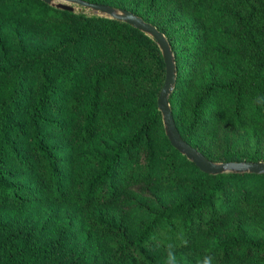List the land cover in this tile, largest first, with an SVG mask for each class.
<instances>
[{
  "label": "trees",
  "instance_id": "trees-1",
  "mask_svg": "<svg viewBox=\"0 0 264 264\" xmlns=\"http://www.w3.org/2000/svg\"><path fill=\"white\" fill-rule=\"evenodd\" d=\"M85 1L165 35L186 142L264 160V0ZM77 6L0 0V264H264V173H205L174 148L155 40Z\"/></svg>",
  "mask_w": 264,
  "mask_h": 264
},
{
  "label": "water",
  "instance_id": "water-1",
  "mask_svg": "<svg viewBox=\"0 0 264 264\" xmlns=\"http://www.w3.org/2000/svg\"><path fill=\"white\" fill-rule=\"evenodd\" d=\"M46 3H52L55 0H43ZM57 6L66 9H72V4L85 6L103 14H107L115 19H120L135 28L149 34L159 46L165 64V76L163 84L157 97V107L161 112L162 121L166 136L171 145L182 152L187 159L192 161L201 171L209 174L221 172H253L256 174L264 173V161H227L215 162L208 159L202 152L197 150L186 142L181 136L175 125L169 103V95L172 93L176 84V66L174 55L170 49L165 35L157 29L155 25L144 21L140 16L129 10H115L112 6L89 2L85 0H60Z\"/></svg>",
  "mask_w": 264,
  "mask_h": 264
},
{
  "label": "rangeland",
  "instance_id": "rangeland-1",
  "mask_svg": "<svg viewBox=\"0 0 264 264\" xmlns=\"http://www.w3.org/2000/svg\"><path fill=\"white\" fill-rule=\"evenodd\" d=\"M58 2H62V1H60V0H55L54 1V3H58ZM72 5H74L75 8H79L76 4H72ZM86 12L87 13H90V14H95V15H103V13L98 12L96 10H93L91 8H87L86 9ZM243 140H245L244 137H243ZM205 146H207V145H205ZM225 147H226V143L223 140V133H222V135H219V137H216L215 140L209 144V148H210L209 150H210V152H211V154L213 156H217V155L221 154V152H223V150H224ZM245 148L246 149H244L242 143L239 142V141H237V143H235L234 146H231V150H233V151H240L241 149H243L247 153H250V154H252L255 151H258V149H256L254 146H251V147H248V148L245 147ZM261 152L262 151H259V155H260L261 158L264 159V156L262 155ZM142 189L144 190L145 194H147V192L149 190L148 187L147 186H143ZM155 191H156V189H155ZM129 218L130 219H134L135 218V215L132 214V216H130Z\"/></svg>",
  "mask_w": 264,
  "mask_h": 264
},
{
  "label": "clouds",
  "instance_id": "clouds-1",
  "mask_svg": "<svg viewBox=\"0 0 264 264\" xmlns=\"http://www.w3.org/2000/svg\"><path fill=\"white\" fill-rule=\"evenodd\" d=\"M169 264H175L174 257L170 256ZM204 264H211V259L210 258L205 259Z\"/></svg>",
  "mask_w": 264,
  "mask_h": 264
}]
</instances>
